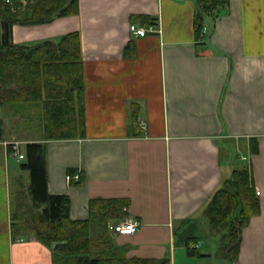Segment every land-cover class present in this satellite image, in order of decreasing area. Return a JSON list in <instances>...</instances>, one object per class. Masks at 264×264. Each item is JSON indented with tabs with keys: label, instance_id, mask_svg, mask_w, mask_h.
Returning <instances> with one entry per match:
<instances>
[{
	"label": "crops",
	"instance_id": "0c3cea01",
	"mask_svg": "<svg viewBox=\"0 0 264 264\" xmlns=\"http://www.w3.org/2000/svg\"><path fill=\"white\" fill-rule=\"evenodd\" d=\"M78 3L75 17L12 30L11 44L27 47L79 34L84 129L76 140L46 142L40 105L2 110L0 264H57L32 238L10 235L11 195L29 186L28 173L11 162H19L12 143L23 156L28 145L46 146L48 191L70 199L73 221L87 220L90 201L128 202L126 218L141 227L134 235L111 229L126 260L176 264L179 247L183 264H231L215 258L218 240L202 252L195 233L208 226L200 213L214 193L234 171L248 170L261 211L234 264H264V0H229L198 41L194 0ZM137 18L156 20L160 34L135 39ZM80 176L85 186L73 187ZM189 226L199 257L176 240Z\"/></svg>",
	"mask_w": 264,
	"mask_h": 264
},
{
	"label": "trees",
	"instance_id": "16d2710c",
	"mask_svg": "<svg viewBox=\"0 0 264 264\" xmlns=\"http://www.w3.org/2000/svg\"><path fill=\"white\" fill-rule=\"evenodd\" d=\"M194 19L198 41L206 22L219 10L229 8V0H194ZM22 2H26L23 6ZM79 0H0V143L3 142L1 112L6 106H41L44 140H76L83 135L84 79L81 42L78 33L63 37L58 43L15 46V27L49 26L57 20L75 17ZM142 28L154 27L156 20L137 18ZM128 49H126L125 53ZM138 116L133 114L136 124ZM254 152V150H252ZM46 146L28 145L20 171L28 173L29 186L22 184L11 195V236L13 241L33 239L51 251L57 264H171L170 260H126L113 246L112 227L123 221L128 202L94 200L88 206L85 221H73L70 199L50 195ZM248 170L234 171L209 200L201 214L208 225L209 239L218 240L215 258L237 262L243 232L260 215ZM82 176L71 181L83 188ZM192 226V225H191ZM189 226L177 237L178 244L190 257H199L193 247L198 240ZM176 236V235H175Z\"/></svg>",
	"mask_w": 264,
	"mask_h": 264
},
{
	"label": "built area",
	"instance_id": "2783aa9c",
	"mask_svg": "<svg viewBox=\"0 0 264 264\" xmlns=\"http://www.w3.org/2000/svg\"><path fill=\"white\" fill-rule=\"evenodd\" d=\"M130 33L135 39H144V37H147L149 35L160 34V32L157 30V28L155 26L149 27V28H139L136 26H131L130 27ZM207 33H208V30L205 27V28H203L200 36L205 37V35ZM8 146H10V148L12 149L16 158H18L19 162L25 160V158H23L24 156L19 154V152H18V146L19 145L11 144ZM70 180H71L70 178H67V181H70ZM77 180H78V178L74 179V181H77ZM256 195L259 196V193L256 192ZM140 227H141V223L139 221L126 218L125 220L118 223L113 230H114L115 234L134 235L139 230ZM196 248H198V246Z\"/></svg>",
	"mask_w": 264,
	"mask_h": 264
},
{
	"label": "rangeland",
	"instance_id": "374dc122",
	"mask_svg": "<svg viewBox=\"0 0 264 264\" xmlns=\"http://www.w3.org/2000/svg\"><path fill=\"white\" fill-rule=\"evenodd\" d=\"M22 4H23V6H26L25 5L26 2H24V3L22 2ZM232 156H233L234 159L237 156V153L234 150L232 152ZM11 159H13V158H11ZM11 162L13 163V165H15V167L17 168V170L20 169V166L23 164V162L22 163H19V162L17 163L16 162V164L13 161H11ZM12 176L13 175H11V179H12ZM195 235L198 236V238L200 237V239L203 242L202 252H208L209 249L211 248V245H216V240L215 239H213V240L212 239H209L210 237H209V234H208V226L203 231H197L195 233ZM175 251H176L175 252L176 253V259H177V262H178V263L176 262V264H183L181 262L180 254H179V252L180 253H183L184 252L183 248L175 247Z\"/></svg>",
	"mask_w": 264,
	"mask_h": 264
}]
</instances>
